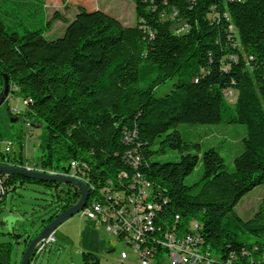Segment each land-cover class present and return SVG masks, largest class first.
Masks as SVG:
<instances>
[{
    "label": "trees",
    "instance_id": "obj_1",
    "mask_svg": "<svg viewBox=\"0 0 264 264\" xmlns=\"http://www.w3.org/2000/svg\"><path fill=\"white\" fill-rule=\"evenodd\" d=\"M31 1L39 3L15 2L27 9ZM133 1L136 20L131 26L100 9L79 6L71 21L54 11L46 27L55 19L67 26L52 40L44 27L10 30L5 15L16 12L2 7L0 95L7 75L15 94L30 101L28 122L44 128L41 166L67 170L72 160L84 162L96 187L128 169L123 158L130 146L123 134L134 129L144 156L140 173L153 190L168 196L166 214L179 215L186 225L198 220L207 244L222 255L253 247L264 260V198L248 220L234 209L244 195L264 184V0ZM172 78V89L156 97L155 88ZM229 88L234 102L224 95ZM7 109L12 127L19 114ZM183 123L244 124L243 149L233 168H227L214 147L202 149L199 142L184 139L177 129ZM9 132L0 128V142L12 139ZM171 151L178 152L176 160L152 159ZM200 161V179L186 184ZM0 165L22 167V152L0 147ZM27 182L56 189L62 184L18 174H8L6 180L9 192ZM61 192L56 211L25 238V249L81 197L72 184ZM91 196L90 190L88 203ZM11 253V242H0V264H9Z\"/></svg>",
    "mask_w": 264,
    "mask_h": 264
},
{
    "label": "rangeland",
    "instance_id": "obj_2",
    "mask_svg": "<svg viewBox=\"0 0 264 264\" xmlns=\"http://www.w3.org/2000/svg\"><path fill=\"white\" fill-rule=\"evenodd\" d=\"M17 0H0V9L14 10L16 14L5 15V22L10 30L25 31L27 27H44L43 33L48 39H56L64 33L62 20L54 21L53 27H46L48 17L57 7L60 12L72 17L76 3L82 4L87 11L103 10L118 18L124 25L135 23V4L133 0H39L44 14H40L33 7L32 14L28 9L16 6ZM37 1V0H36ZM69 2L65 4V2ZM34 21L36 24L34 25ZM176 78L168 79L155 88L154 95L160 97L172 89ZM234 102V98L229 100ZM10 104L18 105V119L9 127ZM27 107L22 96L16 93L10 102L0 104V128L8 129L11 152H22L25 164H40V142L44 128L30 124ZM177 129L186 140L199 142L202 149L214 147L225 160L228 169L233 168V159L243 149V138L246 135L244 124H179ZM6 141L0 142L1 149H5ZM178 152L171 151L162 155H155L152 159L159 161L176 160ZM202 171L201 161L196 169L185 178L186 184H193L200 179ZM66 187L62 183L58 189L49 188L38 182H27L18 186L15 191L7 193L0 203V242H11L12 253L9 264H21L25 250V238L33 235L46 220L56 211L57 194ZM264 198V184L256 186L244 195L235 206V212L244 220L250 219L259 209ZM191 224L193 226L194 221ZM231 230L240 233L237 226L231 225ZM15 234H18L17 236ZM56 241L42 254L37 256L31 264H115L125 242L112 235L104 225L89 219L81 211L74 214L55 229ZM253 242L254 238L248 240ZM89 254V259L85 255Z\"/></svg>",
    "mask_w": 264,
    "mask_h": 264
},
{
    "label": "built area",
    "instance_id": "obj_3",
    "mask_svg": "<svg viewBox=\"0 0 264 264\" xmlns=\"http://www.w3.org/2000/svg\"><path fill=\"white\" fill-rule=\"evenodd\" d=\"M175 14L173 9L170 16L173 18ZM229 29L234 32L231 25ZM232 58L236 59L235 56ZM15 95L12 86L6 101L10 102ZM224 95L230 100L234 98V90L229 88ZM22 99L25 104L30 102ZM9 110L12 114H19L18 105L10 104ZM123 141L130 146L126 158H123L128 169L107 179L100 187L90 181L89 166L77 160L70 161L67 170L46 168L40 164H25L22 167L51 175L74 177L87 184L89 197L90 190L92 196L81 212L104 225L112 235H125L124 248L115 264H264L260 254H254L253 247L231 250L226 255L212 250L204 239L201 223L198 229H191V221L186 225L182 224L181 217L164 218V210H169L168 196L164 190L157 187L156 190H147L144 182L137 180V172H143L141 166L144 156L139 149L140 143L135 141L134 129L124 131ZM11 145V141H7L5 150L11 151ZM7 177L8 174L0 171V201L10 189L6 183ZM120 188H128V196H120ZM55 241V230L40 239L33 248L31 262Z\"/></svg>",
    "mask_w": 264,
    "mask_h": 264
},
{
    "label": "water",
    "instance_id": "obj_4",
    "mask_svg": "<svg viewBox=\"0 0 264 264\" xmlns=\"http://www.w3.org/2000/svg\"><path fill=\"white\" fill-rule=\"evenodd\" d=\"M9 92H10L9 77L7 75H4V84H3L2 93L0 95V104H3L7 100V96ZM12 121L14 122L16 120H12ZM0 171L5 174L23 175L28 178H32L44 182H59V183L72 184L78 187L79 190L81 191V197L78 200V202L73 206H71L70 208H68L67 210L61 212L51 223L47 224L40 231V233L28 244V246L26 247L23 253L21 264H31L32 252L35 244L40 239L46 237L49 233L55 230L62 222H64L74 214L82 211L83 208L86 206L89 197L88 187L85 182L78 180L74 177L46 174L35 170H29L25 167L0 165Z\"/></svg>",
    "mask_w": 264,
    "mask_h": 264
},
{
    "label": "bare ground",
    "instance_id": "obj_5",
    "mask_svg": "<svg viewBox=\"0 0 264 264\" xmlns=\"http://www.w3.org/2000/svg\"><path fill=\"white\" fill-rule=\"evenodd\" d=\"M15 87L14 90H16ZM137 180L138 182H144V188H146L147 190H153L152 184L146 178H144L140 172H137ZM120 196H128V188H120ZM173 217H179V215H168L164 210V218H173ZM198 224H200L198 220H195L193 226L191 224V229H198ZM117 238L125 242V235H117Z\"/></svg>",
    "mask_w": 264,
    "mask_h": 264
},
{
    "label": "crops",
    "instance_id": "obj_6",
    "mask_svg": "<svg viewBox=\"0 0 264 264\" xmlns=\"http://www.w3.org/2000/svg\"><path fill=\"white\" fill-rule=\"evenodd\" d=\"M37 2H38V0H37ZM68 3H69V2H67V1L65 2V4H68ZM79 6L84 7L82 4H78V3H76L75 11H74V14L72 15V17H68L67 15H65V14L62 13V12H61V14H63V15L67 18L68 21H71V20H73V19L75 18ZM33 7H35V8L38 10V12H40L41 15L44 14L43 7H45V5H44V6H41L40 1H39V3H37V4H35L34 1H31V2L27 3L26 8L28 9V13H29V14H32V8H33ZM57 9H58V8L56 7V8L54 9V11H59V10H57ZM54 11H53V12H54ZM53 12H52L51 15L48 17V19H50V18L52 17ZM59 12H60V11H59ZM56 20H59V19H55L54 21H56ZM60 20H61V19H60ZM54 21H53L51 27H53V25H54ZM35 23H36V21H34L33 24H35ZM63 23L65 24V26H64V30H65V28H66V26H67V23L64 22V21H63Z\"/></svg>",
    "mask_w": 264,
    "mask_h": 264
}]
</instances>
